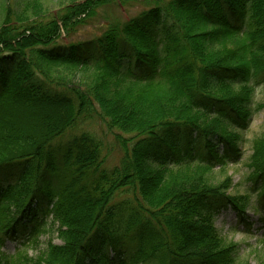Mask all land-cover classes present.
<instances>
[{"label":"trees","instance_id":"obj_1","mask_svg":"<svg viewBox=\"0 0 264 264\" xmlns=\"http://www.w3.org/2000/svg\"><path fill=\"white\" fill-rule=\"evenodd\" d=\"M116 1H75L53 17L6 12L0 173L17 167L20 175L5 186L0 176V264H115L128 243L135 251L119 264H241L213 216L225 205L245 217L251 196L228 195L230 178L213 184L210 177L232 155H219L216 142L238 154L240 137L230 123L247 120L254 89L248 79L264 72V0H149L139 16L59 45L63 31L73 37L98 7ZM59 67L93 77L72 82ZM96 117L121 133L123 157L111 170L91 134L56 146L79 120ZM181 132L189 141L171 144ZM249 165L247 180L264 203V132ZM123 193L132 199L114 203ZM38 214L43 218L23 246L4 251ZM50 218L63 244L21 261Z\"/></svg>","mask_w":264,"mask_h":264},{"label":"rangeland","instance_id":"obj_2","mask_svg":"<svg viewBox=\"0 0 264 264\" xmlns=\"http://www.w3.org/2000/svg\"><path fill=\"white\" fill-rule=\"evenodd\" d=\"M75 1L81 2L83 0H0V28L5 20L8 9L16 13V15H21L20 12L24 9H28L30 11L29 14L34 13L35 16L41 14V17H53L60 13L61 10L63 13L65 7L73 4ZM148 3L152 4L149 0H117L111 4L100 6L97 9V15L81 26L73 37H67L66 32L63 31L61 34L62 40L59 42V45L65 47L72 40H89L93 35H97L100 30L102 31L103 26L109 21L120 20L121 22H124L147 11L150 8ZM55 70L67 72L65 76H68L69 73L73 74L71 81L76 83L79 81L84 82L90 80L93 77L86 71L76 72L78 69L59 67ZM248 81L250 85H253L254 89L250 97V103L248 104L249 115L247 120H238L239 123H230V130L240 137L237 142L239 149L238 154L235 152L232 153L231 149L225 144L216 142L215 150L219 155L225 154L228 151L230 155H232L226 166L218 164L217 167L213 169L211 173L212 177H210V179L213 184H221L230 178L231 185L227 190L228 195H250L251 198L249 199L246 208L245 217L239 216L230 206L224 205L215 209L213 223L219 232V235L223 237L226 245L228 247L235 246L234 256L238 263L264 264V203L259 202L258 193L252 191L253 184L247 180L251 173L249 164L253 155L254 140L264 132V109H258L259 104L264 103V72L251 76ZM45 86L50 89L48 84ZM232 116L234 119L238 117L235 113H233ZM177 131L178 130L176 129V132ZM84 133L95 136L96 139L102 143L104 168L111 170L120 164L124 152L118 142L117 135L118 133H121L117 129H110L105 122L97 117L79 120L73 129L67 132L63 139H59L56 142V146L60 145L62 147L63 145L70 143L74 136ZM183 133L184 132H181V134ZM185 134L173 136L168 140L171 144L181 142L184 138L189 141ZM123 135L128 138L131 137V135ZM195 136L196 134L193 135V137ZM136 140H134V142H136ZM153 141L154 140L151 142ZM134 142L131 141L130 144H133ZM160 145L163 148V151L168 149V146H166L164 142H161ZM188 145H190V143H188ZM8 172L0 173V176L6 177L1 182L2 186L15 182L20 175V171L17 167H13L12 170ZM132 197V194L123 193L115 199L114 203L130 200ZM257 206L259 207V210H256ZM125 215L127 216L128 212H125ZM42 218L43 214H38V217L30 219L25 224V227L18 230L15 237H12L7 241L4 251L9 254H15L17 249H20L23 246V242L28 240L27 238L30 237V231L36 225L37 221ZM48 222L50 224L47 227V231L38 238V241L24 247L26 249L22 251V255H20L21 261L25 262V259L28 257L33 260L34 258L41 256L44 252L43 250L46 249V247L48 248L51 243L56 245L63 244V239L59 236V225L54 224L53 221L51 222V218ZM134 248L135 247L131 243L121 247L122 254L118 257L115 264H119L118 261L122 258L129 259L135 251ZM111 251H113L112 248H110V253ZM111 256H113V254H111ZM143 264H161V260H152Z\"/></svg>","mask_w":264,"mask_h":264},{"label":"bare ground","instance_id":"obj_3","mask_svg":"<svg viewBox=\"0 0 264 264\" xmlns=\"http://www.w3.org/2000/svg\"><path fill=\"white\" fill-rule=\"evenodd\" d=\"M128 60H129L128 58H125L124 59V67H127L128 66V64H129Z\"/></svg>","mask_w":264,"mask_h":264}]
</instances>
